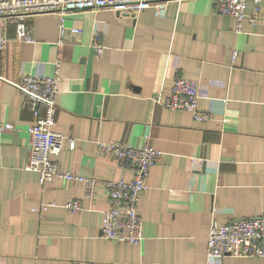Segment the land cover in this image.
I'll return each instance as SVG.
<instances>
[{"label":"crops","instance_id":"obj_1","mask_svg":"<svg viewBox=\"0 0 264 264\" xmlns=\"http://www.w3.org/2000/svg\"><path fill=\"white\" fill-rule=\"evenodd\" d=\"M258 5L257 20H244L240 32L234 18L214 11L213 0H169L162 15L154 6L135 13L84 9L62 20L38 13L27 18L32 43L14 40L8 22L0 121L13 127L0 142V264H264V256L205 253L212 210L219 221L264 213V1ZM253 9L247 0L245 11ZM56 58L55 129L66 136L54 156L61 170L128 180L132 172L98 152V141L160 150L137 205L138 244L100 236L107 207L100 188L86 198L81 182L54 177L39 184L25 168L34 116L14 82L23 74H52ZM178 76L196 80L198 108L208 118L163 105ZM70 198L82 209L65 210ZM41 202L56 205L39 211Z\"/></svg>","mask_w":264,"mask_h":264},{"label":"built area","instance_id":"obj_2","mask_svg":"<svg viewBox=\"0 0 264 264\" xmlns=\"http://www.w3.org/2000/svg\"><path fill=\"white\" fill-rule=\"evenodd\" d=\"M169 0H0V50L9 41L7 24L14 23V40L32 43L35 41L27 18L38 13H56L61 20L72 12L89 9L108 8L116 12L135 13L149 7H156L160 15L164 14ZM247 0H213L214 11L234 18L235 31L240 32L244 20L255 22L258 18L259 2L252 0L253 12H246ZM60 34L64 30L59 25ZM72 31L80 28L72 26ZM99 34L95 29L93 47L95 55L100 57L103 46L98 43ZM61 41V40H59ZM237 51L232 50L231 59L236 58ZM59 58L54 60L53 73L47 76L23 74L14 82L16 89L28 100L32 107L34 121L27 128L30 137V149L25 168L37 173L38 183L43 184L54 177L81 182L86 198H94L100 188L107 207L101 212L100 236L106 240L120 243L138 244L142 240L141 217L137 205L141 193L146 189L145 178L149 167L160 155V150L150 144L135 146L121 141H98L97 150L109 153L118 163L128 168L133 176L128 180L112 178L98 179L74 170H61L55 160L61 148L64 136L55 129L56 94L59 90ZM197 82L191 78L178 76L174 79L170 94L163 101L169 109H181L191 112L195 120L208 118V113L198 108ZM13 127L10 121H0V142L2 132ZM73 146V140L67 138ZM264 159V146H263ZM264 194V190H263ZM55 202H41L37 208L46 210ZM62 207L70 212L82 209L80 200L70 198ZM205 253L207 256H264V213L252 217L230 216L219 221L215 209L209 222ZM61 264H86L78 260L64 259Z\"/></svg>","mask_w":264,"mask_h":264}]
</instances>
